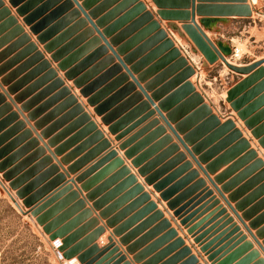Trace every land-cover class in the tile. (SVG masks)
I'll use <instances>...</instances> for the list:
<instances>
[{
	"label": "rangeland",
	"instance_id": "obj_1",
	"mask_svg": "<svg viewBox=\"0 0 264 264\" xmlns=\"http://www.w3.org/2000/svg\"><path fill=\"white\" fill-rule=\"evenodd\" d=\"M2 1L0 29L22 49L0 61V264H264V87L256 107V96L248 102L253 115L262 112L249 127L251 116L228 100L247 75L221 60L208 72L204 64L217 62L194 52L182 27L180 34L160 24L194 71L157 79L160 57L143 62L136 53L128 63L136 51L130 44L121 58L150 87L153 105L72 0ZM246 4L253 15L220 39L233 50L226 59L241 66L264 59V0ZM113 23L100 29L110 42ZM220 72L240 79L219 80ZM193 95L195 107L171 121L187 150L156 107L169 118ZM212 116L215 125L207 122ZM227 122L233 126L214 136ZM235 130L240 138L223 146Z\"/></svg>",
	"mask_w": 264,
	"mask_h": 264
},
{
	"label": "water",
	"instance_id": "obj_2",
	"mask_svg": "<svg viewBox=\"0 0 264 264\" xmlns=\"http://www.w3.org/2000/svg\"><path fill=\"white\" fill-rule=\"evenodd\" d=\"M18 0H12L13 4H17ZM79 8L80 12L85 15L87 21L92 25L93 29L96 30V32L99 34L100 38L103 40V42L106 44V46L111 50L114 57L118 59V61L122 64L123 67H125L127 73L131 76V78L134 80L136 85L140 88L142 93L147 97L150 103L154 104V100L151 96H149L147 89H150L149 86L143 87L140 83V81L134 76L133 71L127 66L126 61H124L121 58V55H124L126 52V48L130 46V44L137 42L138 40H144V42L141 44V46L136 50L133 54L129 55L128 63L131 62V59L133 56L136 55V53H146V58H144L142 61L145 62L146 60L151 59H157V57H160V59L157 61V65L155 68H164L163 72L158 75L157 79H163L166 77H170L173 75V73L177 71H183L180 75L177 77H183L185 73L188 72V77L193 73V69L189 66H187V60L180 56V52L178 49L174 48L173 42L168 38L167 33L165 30L161 28V25L158 21L153 19V14L150 11H147L146 5L143 2H140V0H125L124 2L120 3L117 7L110 10L108 13L104 14V12L109 9L114 3L115 0H106L105 2L97 5L94 7L90 12H87L85 9L87 7H90L92 2L94 0L87 1L85 6L81 5L79 3L80 0H72ZM92 1V2H91ZM158 6L161 7L160 0H156ZM247 0H236L233 3L236 4H228L226 6H216V7H209V6H198L196 5V0H192L191 3V17H189L188 12H174L169 10H159L157 14L165 20H172V19H180V18H174L176 17L178 13L181 15H186L187 18L182 20H190V23L183 24L182 28L185 30L189 38L192 40L193 44L196 46L194 49V52L199 51L201 54L204 55V57L208 60L210 64L216 63L218 60H221L231 71L238 73L240 75H247L246 78H244L241 82H239L234 88H232L229 91V98L228 100L232 102V105L235 110H239V114L244 117H250L248 121L246 122L249 127L257 125V121L261 119L262 112H258L253 115V111L255 110L254 107L257 106V104L260 101V98L255 100L256 104L254 107L248 106L249 100L257 94H259V90L264 87V80L262 82H259L262 78H264V69L261 67V65H264V59L252 62L248 65H235L230 63L226 56H230L233 53V50L231 46L227 43H225L222 40L213 41L205 31V29H210L212 27L213 22L215 20H212L213 18H203L200 20V24L196 21L195 16L196 13H199L200 15L207 16L204 12L209 8H223L227 12L225 16H240V17H251L253 15V9L250 7L249 4H246ZM238 3V4H237ZM242 3V4H239ZM134 8H132L123 18L116 21L115 23V17L117 15H120L121 13L129 9L131 5H135ZM3 6V1L0 0V7ZM128 7V8H127ZM24 7L18 8V13L21 15H24ZM162 9V8H161ZM4 13L7 12V9L3 10ZM141 15L138 20H135L133 23H131L128 28L121 32L119 35L115 36V39H112L111 42L107 40L106 35L101 32V28L108 25L111 21L114 23L109 28V30L116 29L118 25L122 24L125 20L131 19V17L135 15ZM102 16V18L98 19L99 16ZM93 19H97L96 22L93 21ZM12 21H15L14 18H11ZM221 20H217L219 22ZM148 26L144 29H141L134 37L128 41V43L124 46H119V48L114 49V43L116 45V41H120L124 35L128 31L132 30H139V27L143 24H147ZM154 33V36L152 38H147L149 34ZM156 43H160L159 46L156 45ZM155 46V48L153 47ZM55 48V47H54ZM152 49V50H151ZM45 50L48 52L53 51V47L51 44L45 46ZM150 51V52H149ZM63 50H60L58 52H54L53 57L56 56V58L60 55H62ZM39 55V54H38ZM55 59V58H54ZM56 60V59H55ZM171 63V64H170ZM187 66V67H186ZM184 69V70H182ZM135 71H137V68H134ZM141 79L145 78L146 75L140 76ZM176 77V78H177ZM185 77V76H184ZM258 83V84H257ZM255 85V86H254ZM189 87V84H186L182 87L179 92L180 96L183 93L184 88ZM254 86L250 89V87ZM147 87V88H146ZM195 100H197V96L193 95L190 100L187 103L182 102L178 106H176V109L174 113L169 116V118L165 117L159 107H156V110L158 113L162 116V118L165 120V122L169 125L171 130L174 132V134L177 136V138L183 143L184 147L189 150L187 143L179 136V133L175 128H173L171 121L177 123L180 114H182L186 110H191L193 107H195ZM250 105V104H249ZM190 106V107H189ZM206 106H203L202 109H206ZM250 111V113H249ZM208 123L211 125H215L217 123V120L214 118V116L209 117L207 120ZM192 123V122H191ZM185 121L180 123V127L184 129L185 127ZM233 123L227 122V124H224L219 128L217 131H215L213 134L214 136H217L223 132H225V129L227 127H231ZM233 126V125H232ZM241 136V133L238 130L233 131L230 136H228L223 142L222 145H226L230 141H234L239 139ZM262 144H264V140L261 141ZM222 146V147H223ZM191 154L193 157H195V154L191 151ZM209 155H206L205 157H201V160L203 162H208ZM199 165L201 163L198 161Z\"/></svg>",
	"mask_w": 264,
	"mask_h": 264
},
{
	"label": "crops",
	"instance_id": "obj_3",
	"mask_svg": "<svg viewBox=\"0 0 264 264\" xmlns=\"http://www.w3.org/2000/svg\"><path fill=\"white\" fill-rule=\"evenodd\" d=\"M5 2L8 5L6 0H5ZM142 2L145 3L146 8H147L146 10L153 13L155 15V18H157L160 21V24L162 25V27H165V28L171 27L174 31H176L180 34H183V30L181 29L182 22L180 20L162 19L161 17H158L157 12L159 10H169V11H174V12H188L191 15L192 0H161L160 1L161 7L156 5V3L153 0H142ZM233 2H235V0H196V5H197V7L203 6V5L209 6V7L210 6L216 7V6H226L228 4H236ZM226 12L227 11L223 8H209L204 12L207 15L206 17L204 15H200L199 13H196L195 19L199 24H200V20L203 18H213L212 20H221V21L217 22L216 24H213L210 29H205L208 36H210L213 40H220L221 38L222 39L224 38V35L226 33L233 30L237 21L242 20V19H247V17H240V16H225ZM126 14L127 13H123L122 16H124ZM140 16L141 15L139 14L138 16L131 17V19L125 20L122 24L118 25V27L115 29V36L119 35L123 31H125L128 28V26L131 23H133L135 20H138L140 18ZM119 18H121V16ZM179 18H182V17H179ZM2 20L3 19L0 17V25L4 22ZM116 21L117 20H115V23H116ZM53 24H54V22L52 21L50 23V25L48 26V28L49 27L51 28L53 26ZM147 26H148V23L141 25L139 27V30L128 31L126 33V35H124L122 37V39L120 40V45L126 44L141 29H144ZM65 30H66V28H61L60 30L57 29V31L53 35L56 38L60 35L59 34L60 31H65ZM8 31H9V29L7 31H5V29H3V30L0 29V40H2V39L5 40L4 42H2L0 44V56H1L0 61H2V62H8V61L12 60L13 57L18 55V53L22 49V44H18V42H17L18 39H15L13 37L7 38L8 33H9ZM153 36H154V33H151L148 35L147 38H152ZM71 38H74V36H72ZM67 39H69V38H67ZM66 42H68V41H66ZM143 42H144V40H142V39L138 40L137 42H134L133 43L134 51L137 50ZM156 45L159 46L160 43H156ZM62 46H64V45H62ZM80 47H82V46H76L71 52H68L67 55L77 53ZM6 49H8V51L6 54H4V52H6L5 51ZM140 54L142 57L146 56V54L144 52H142ZM46 56H47V58H49V55H46ZM30 57L31 56L24 59L23 62L27 61V59H29ZM142 57H139V59H137V60L141 61L143 59ZM259 58H261V57H258L256 59H259ZM16 61L18 62V61H20V59H17ZM74 61H77V60H74ZM219 63L220 62H217L215 65H211V66L207 65L206 63L204 65L207 67L208 72H212L215 68H217L220 65ZM248 63H246V64H248ZM218 77H219V80H223V78L226 79V77L237 78L236 76H234L230 72H225L224 74H223V72H222V74L220 72ZM237 79H240V78H237ZM254 86L250 87V89L253 88ZM261 95H262V92L257 94L255 97V100H257Z\"/></svg>",
	"mask_w": 264,
	"mask_h": 264
},
{
	"label": "bare ground",
	"instance_id": "obj_4",
	"mask_svg": "<svg viewBox=\"0 0 264 264\" xmlns=\"http://www.w3.org/2000/svg\"><path fill=\"white\" fill-rule=\"evenodd\" d=\"M216 23H217V20H215V22H213V24H216ZM241 55H242V50L240 48H237L235 56L236 57H241Z\"/></svg>",
	"mask_w": 264,
	"mask_h": 264
},
{
	"label": "built area",
	"instance_id": "obj_5",
	"mask_svg": "<svg viewBox=\"0 0 264 264\" xmlns=\"http://www.w3.org/2000/svg\"><path fill=\"white\" fill-rule=\"evenodd\" d=\"M183 50H184V52H185L186 54H188V50H187V48L183 47ZM199 62H200V61H199ZM197 69L200 70V67L197 66Z\"/></svg>",
	"mask_w": 264,
	"mask_h": 264
}]
</instances>
